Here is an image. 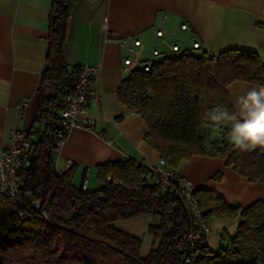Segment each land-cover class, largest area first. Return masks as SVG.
Listing matches in <instances>:
<instances>
[{
    "label": "trees",
    "instance_id": "obj_1",
    "mask_svg": "<svg viewBox=\"0 0 264 264\" xmlns=\"http://www.w3.org/2000/svg\"><path fill=\"white\" fill-rule=\"evenodd\" d=\"M74 2L52 0L47 67L35 119L43 129L26 132L32 157L21 170L20 202L0 194V264H179L186 209L178 195L147 181L149 168L142 161L128 157L96 165L102 185L94 190L75 186L74 163L63 172L55 168L51 144L60 126V96L71 84L63 46ZM172 52L155 56L147 71L131 69L117 90L128 110L144 119L146 143L174 169L193 155H218L250 181L264 182V148L235 149L228 139L214 137V125L205 118L217 106L233 108L227 93L231 82L264 85V62L245 49L218 55L186 48ZM221 177L216 173L213 179ZM193 196L208 220L240 218L237 233L225 238L219 252L199 248L196 264H264V197L233 207L211 189L196 188ZM143 215L160 219L148 228L154 243L144 258L142 240L114 226Z\"/></svg>",
    "mask_w": 264,
    "mask_h": 264
},
{
    "label": "crops",
    "instance_id": "obj_2",
    "mask_svg": "<svg viewBox=\"0 0 264 264\" xmlns=\"http://www.w3.org/2000/svg\"><path fill=\"white\" fill-rule=\"evenodd\" d=\"M51 5L52 0H0V152L11 145L12 129H43L35 119L47 67ZM183 23L185 30L180 27ZM104 34L131 42L138 38L142 46L126 52L114 41H104ZM194 42L199 43L196 49ZM173 44L212 55L245 49L256 52L264 62V0H75L67 20L64 58L69 69L85 64L100 67L84 115L93 121V128H72L62 147L52 151L58 172L70 167L68 161L77 167L75 186L87 176L88 188H99L96 165L108 161L132 157L146 166L156 163L160 155L144 140V119L128 110L117 90L136 61H147L153 50L171 53ZM125 57L131 64H124ZM253 86L264 85L231 82L227 93L232 107L236 97ZM22 100L25 103L20 107ZM176 169L195 188L214 190L233 207H245L264 197V182L250 181L222 156L193 155ZM216 173L222 175L219 180L213 179ZM159 223L158 216L143 215L114 226L142 240L140 256L144 258L154 243L148 228ZM239 223V217L209 218L208 248L219 252L225 238L235 236Z\"/></svg>",
    "mask_w": 264,
    "mask_h": 264
},
{
    "label": "built area",
    "instance_id": "obj_3",
    "mask_svg": "<svg viewBox=\"0 0 264 264\" xmlns=\"http://www.w3.org/2000/svg\"><path fill=\"white\" fill-rule=\"evenodd\" d=\"M105 3L108 0H93ZM185 30L187 24L180 25ZM158 36H162L161 30L157 31ZM104 41H114L121 49L131 52L133 46L141 47V40L134 38L129 41L127 38H112L104 34ZM193 48H198L199 43L194 42ZM171 51H178L177 44L170 47ZM154 56H162L158 50L152 51ZM125 65L131 64V59L125 57ZM150 63L145 62L142 69L149 70ZM100 67L98 65H80L77 69H69L67 77L71 79V84L66 92L60 96V126L51 144L52 151H58L64 144L68 133L74 127L92 129L93 121L84 117L86 106L90 97L94 94L93 84L95 83ZM25 100L20 102L23 106ZM220 136L227 140V132L222 130ZM11 145L0 152V194L5 196L11 203L20 202L19 192L22 185L21 170L32 157V147L26 131L22 129H12L10 131ZM68 164H72L68 161ZM149 171L145 175L147 181L156 184L162 192L176 194L180 197L188 217V225L183 232L185 245L179 264H196L199 248L207 245V239L211 229L208 218L203 214V210L197 204L193 192L196 189L192 182L180 174L176 169L169 166L166 159L159 157L152 166H147ZM88 186V178L84 177L82 188ZM22 216V213H20Z\"/></svg>",
    "mask_w": 264,
    "mask_h": 264
},
{
    "label": "clouds",
    "instance_id": "obj_4",
    "mask_svg": "<svg viewBox=\"0 0 264 264\" xmlns=\"http://www.w3.org/2000/svg\"><path fill=\"white\" fill-rule=\"evenodd\" d=\"M205 118L214 126L228 124L229 143L240 151L264 148V86H253L238 95L234 107L210 109Z\"/></svg>",
    "mask_w": 264,
    "mask_h": 264
},
{
    "label": "rangeland",
    "instance_id": "obj_5",
    "mask_svg": "<svg viewBox=\"0 0 264 264\" xmlns=\"http://www.w3.org/2000/svg\"><path fill=\"white\" fill-rule=\"evenodd\" d=\"M196 53H199V52H201L200 51V49H198V50H196L195 51ZM171 53H174V52H171ZM175 54V53H174ZM153 56H152V53H151V55L149 56V59L146 61L147 63H152V61L154 60V59H151ZM157 57H160V56H157ZM154 58H156V57H154ZM159 59V58H158ZM142 65H143V63L142 62H140V61H136L135 62V66L134 67H142ZM224 127H225V125H221V126H213L212 128H213V131H214V137H217V136H220V133H221V131L224 129ZM202 131L204 132V133H206V131H204V128L202 129ZM210 139H213L212 138V136L210 137ZM23 264H37V262H34V261H29V260H24L23 261Z\"/></svg>",
    "mask_w": 264,
    "mask_h": 264
}]
</instances>
